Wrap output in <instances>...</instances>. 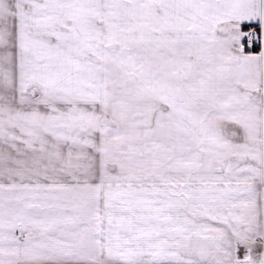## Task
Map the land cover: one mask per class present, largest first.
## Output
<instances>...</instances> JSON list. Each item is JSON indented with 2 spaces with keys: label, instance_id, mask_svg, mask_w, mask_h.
Segmentation results:
<instances>
[{
  "label": "snow or ice",
  "instance_id": "1",
  "mask_svg": "<svg viewBox=\"0 0 264 264\" xmlns=\"http://www.w3.org/2000/svg\"><path fill=\"white\" fill-rule=\"evenodd\" d=\"M0 264H264V0H0Z\"/></svg>",
  "mask_w": 264,
  "mask_h": 264
}]
</instances>
